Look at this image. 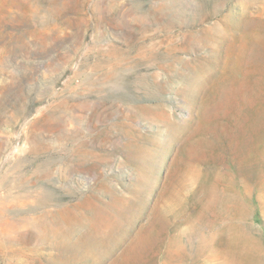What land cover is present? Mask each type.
<instances>
[{
	"label": "rangeland",
	"instance_id": "obj_1",
	"mask_svg": "<svg viewBox=\"0 0 264 264\" xmlns=\"http://www.w3.org/2000/svg\"><path fill=\"white\" fill-rule=\"evenodd\" d=\"M0 264H264V0H0Z\"/></svg>",
	"mask_w": 264,
	"mask_h": 264
}]
</instances>
